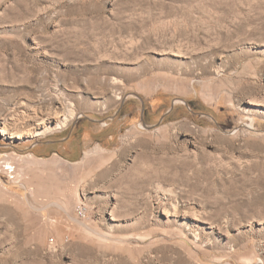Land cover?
I'll return each mask as SVG.
<instances>
[{"label": "rangeland", "instance_id": "1", "mask_svg": "<svg viewBox=\"0 0 264 264\" xmlns=\"http://www.w3.org/2000/svg\"><path fill=\"white\" fill-rule=\"evenodd\" d=\"M0 264H264V0H0Z\"/></svg>", "mask_w": 264, "mask_h": 264}, {"label": "flooded vegetation", "instance_id": "2", "mask_svg": "<svg viewBox=\"0 0 264 264\" xmlns=\"http://www.w3.org/2000/svg\"><path fill=\"white\" fill-rule=\"evenodd\" d=\"M148 117V116H147ZM142 121L146 119L145 110L142 113ZM88 124H97L96 121L90 120L88 118L79 119L75 122V124L70 125L69 130L66 132V138L58 137L54 139L53 145H67V152L69 156H73L76 149H78L79 145H82L83 139L86 137L85 134L88 132H84V128ZM144 126V125H143ZM88 133L96 134L95 130H90Z\"/></svg>", "mask_w": 264, "mask_h": 264}, {"label": "crops", "instance_id": "3", "mask_svg": "<svg viewBox=\"0 0 264 264\" xmlns=\"http://www.w3.org/2000/svg\"><path fill=\"white\" fill-rule=\"evenodd\" d=\"M63 139L66 138V136H62ZM52 139H48L42 142H38L35 145H33V150L31 152V155L38 158V159H43V156H47V151H52V154H57L61 156L62 158L68 157V152H67V145H53ZM40 149V152H38L36 149ZM85 153V148L84 145H79L78 149H76L75 154H84Z\"/></svg>", "mask_w": 264, "mask_h": 264}, {"label": "built area", "instance_id": "4", "mask_svg": "<svg viewBox=\"0 0 264 264\" xmlns=\"http://www.w3.org/2000/svg\"><path fill=\"white\" fill-rule=\"evenodd\" d=\"M88 215L89 212L86 204L84 202H80L75 208V218L78 219L79 221H85L88 218ZM50 241L55 242V239L51 237Z\"/></svg>", "mask_w": 264, "mask_h": 264}, {"label": "bare ground", "instance_id": "5", "mask_svg": "<svg viewBox=\"0 0 264 264\" xmlns=\"http://www.w3.org/2000/svg\"><path fill=\"white\" fill-rule=\"evenodd\" d=\"M73 116V115H72ZM69 120V117H66L65 118V120L63 121V123H60V124H58L57 126H56V128H61V127H63L65 124H66V122ZM46 131H48V129L47 130H41L40 132H38L37 133V135H42V134H44ZM98 148V147H97ZM101 149H102V147H100ZM100 150V149H99ZM98 151V150H97Z\"/></svg>", "mask_w": 264, "mask_h": 264}, {"label": "water", "instance_id": "6", "mask_svg": "<svg viewBox=\"0 0 264 264\" xmlns=\"http://www.w3.org/2000/svg\"><path fill=\"white\" fill-rule=\"evenodd\" d=\"M173 107H174V104H172L171 109H173ZM171 109H170V110H171ZM170 110H169V111H170Z\"/></svg>", "mask_w": 264, "mask_h": 264}]
</instances>
